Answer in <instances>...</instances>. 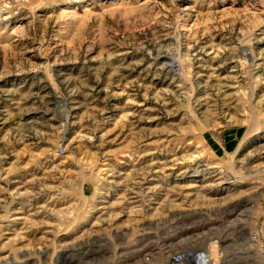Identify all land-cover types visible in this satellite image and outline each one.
I'll use <instances>...</instances> for the list:
<instances>
[{"label":"rangeland","instance_id":"374dc122","mask_svg":"<svg viewBox=\"0 0 264 264\" xmlns=\"http://www.w3.org/2000/svg\"><path fill=\"white\" fill-rule=\"evenodd\" d=\"M255 63L264 0H0V264H264Z\"/></svg>","mask_w":264,"mask_h":264},{"label":"bare ground","instance_id":"6f19581e","mask_svg":"<svg viewBox=\"0 0 264 264\" xmlns=\"http://www.w3.org/2000/svg\"><path fill=\"white\" fill-rule=\"evenodd\" d=\"M244 52L247 53V55H251V51L248 50V48H245L244 49ZM243 55V53H242ZM252 56V55H251ZM253 57V56H252ZM257 62V61H256ZM256 64V63H255ZM197 65V64H196ZM234 70V69H233ZM264 70V65L261 64V63H257L256 65H254V73H258V72H262ZM171 71L170 68H168L166 70V73H169ZM235 71V70H234ZM242 73V72H241ZM241 73H236L233 78H232V83L231 84H225L224 86H228V87H232V88H236L238 85V82L241 81L243 75ZM171 74V73H170ZM259 74V73H258ZM229 76V75H228ZM231 79V78H230ZM123 80V79H122ZM212 88V87H211ZM220 89V88H219ZM223 91V90H222ZM222 93V92H221ZM233 94V93H232ZM220 95V94H219ZM63 96V95H62ZM208 97V96H207ZM199 100V99H198ZM49 102V101H48ZM70 101H68L66 98H63L61 97L60 94L56 93L52 96V100L49 102L51 104V106H46L44 105L43 108L37 110H23V112H21L18 116V120L19 122L21 121L23 123V127L22 129L24 128L25 130H29L31 128V126L34 124V123H37V124H40L42 125V127H48L50 125V122L53 121V120H57V119H66V120H69V116H71L68 112H75L76 110V106H72L70 107V104H69ZM72 102V101H71ZM132 103V102H131ZM139 103V102H138ZM49 104V105H50ZM67 105L70 107V109H68L69 107H67ZM61 106H66V111H62L60 109ZM80 107V106H79ZM24 109V108H23ZM7 114V113H6ZM4 115V114H3ZM18 115V114H17ZM73 115V114H72ZM16 117V116H15ZM74 117V115L72 116ZM14 118V117H13ZM40 118V119H38ZM15 119V118H14ZM13 119V120H14ZM17 120V121H18ZM16 121V120H15ZM60 121V120H59ZM66 122V121H65ZM70 122V121H69ZM7 123V120L6 118L4 119L3 117H0V129L5 126V124ZM15 124V123H14ZM52 127V126H51ZM49 128V127H48ZM24 131V130H23ZM1 149V148H0ZM262 151V150H261ZM258 156H264V149L262 152H260V154H258ZM8 158V157H7ZM2 161V160H1ZM212 166V165H210ZM173 167V166H172ZM144 168V167H143ZM147 170V169H146ZM148 171V170H147ZM210 172V167L201 162V160L198 161V164L196 166L195 169H191V170H188L185 172L186 175L188 176H194V177H198L200 176L201 174H206V173H209ZM262 172V171H261ZM111 173V172H110ZM148 173V172H147ZM109 176H111V174H109ZM109 178V177H108ZM18 181V180H17ZM35 181V180H34ZM112 181V180H110ZM116 180H114L113 182H115ZM33 195V194H32ZM131 197V196H130ZM133 197V196H132ZM235 207V206H234ZM19 218V217H18ZM225 237V236H224ZM183 239V238H182ZM185 242V241H184ZM211 243V242H210ZM216 243H217V240H216ZM213 244V243H212ZM215 244V243H214ZM219 244V243H218ZM216 245V244H215ZM176 246V245H175ZM211 246V245H210ZM219 246V245H218ZM212 248V247H211ZM214 248V247H213ZM220 248V247H219ZM210 254V255H209ZM219 254V253H218ZM189 256L187 257V253L186 254H179V255H175L171 260H168L166 262V264H193V262L191 260H189L188 258L190 257L191 259V255L188 254ZM205 256L204 258H206L207 261H210V258L209 256L211 257V253H208L206 255L203 254L201 252V255H200V258L201 256ZM89 257V256H88ZM92 257V256H91ZM187 257V258H186ZM232 257V256H231ZM184 259L185 261L184 262H178L180 259ZM199 258V259H200ZM198 259V260H199ZM203 259V258H202ZM200 259V262L199 263H203L205 262V260L203 259ZM90 260V259H88ZM81 261V260H80ZM211 261L213 262H217L218 264L220 263H224V259L223 258H220L219 256L217 257H213L211 259ZM221 261V262H220ZM67 263V262H66ZM231 263V262H230ZM228 263V264H230ZM237 263V262H236ZM78 264V263H77Z\"/></svg>","mask_w":264,"mask_h":264}]
</instances>
